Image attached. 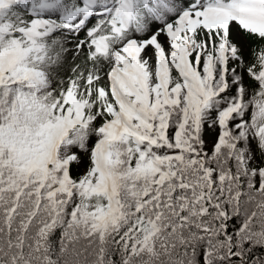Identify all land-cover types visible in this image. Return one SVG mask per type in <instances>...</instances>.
Instances as JSON below:
<instances>
[{
	"label": "snow or ice",
	"instance_id": "6c2138e0",
	"mask_svg": "<svg viewBox=\"0 0 264 264\" xmlns=\"http://www.w3.org/2000/svg\"><path fill=\"white\" fill-rule=\"evenodd\" d=\"M0 264H264V0H0Z\"/></svg>",
	"mask_w": 264,
	"mask_h": 264
}]
</instances>
